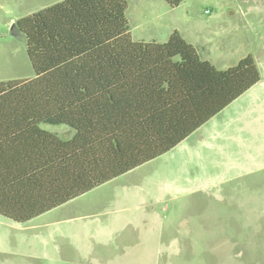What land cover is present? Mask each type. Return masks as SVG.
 Here are the masks:
<instances>
[{"label":"trees","instance_id":"trees-1","mask_svg":"<svg viewBox=\"0 0 264 264\" xmlns=\"http://www.w3.org/2000/svg\"><path fill=\"white\" fill-rule=\"evenodd\" d=\"M129 1L62 0L15 22L34 77L0 82L1 217L26 223L162 156L259 82L251 55L218 70L177 32L132 40Z\"/></svg>","mask_w":264,"mask_h":264},{"label":"crops","instance_id":"crops-1","mask_svg":"<svg viewBox=\"0 0 264 264\" xmlns=\"http://www.w3.org/2000/svg\"><path fill=\"white\" fill-rule=\"evenodd\" d=\"M133 2L137 13L152 11L143 17H133L132 13L128 19V6L126 19L132 40L164 43L177 32L199 56V48L205 53L202 60L217 68L218 61L211 57V51L194 41L200 19L175 13L182 3L170 8L158 0H130V4ZM177 148L180 157L169 169L137 180L118 181L128 173L120 176L89 192L111 186L108 193H97H107L104 200L84 201L60 218L54 250L57 260L81 264H176L182 250L175 247L192 250L215 243L213 237L225 226L221 218L226 208L209 205V200L228 197L230 194L225 196L219 191L230 183H236L238 190V195L232 196L236 201L233 215L241 211L264 214V188L257 196H245L248 200L244 202L239 194L242 182L264 177V76L260 74L258 83L172 151ZM158 183L164 187H157ZM183 260L188 264L187 257Z\"/></svg>","mask_w":264,"mask_h":264},{"label":"rangeland","instance_id":"rangeland-1","mask_svg":"<svg viewBox=\"0 0 264 264\" xmlns=\"http://www.w3.org/2000/svg\"><path fill=\"white\" fill-rule=\"evenodd\" d=\"M60 1L0 0V82L34 77L24 39L12 35L11 27L18 19ZM158 1L168 5L163 0ZM128 6V19L143 17L147 11H152L137 13L135 2L130 4L129 1ZM132 13L134 15L131 16ZM175 13L200 19L194 41L211 51V57L218 61L215 64L218 70H226L238 59L251 55L261 76H264V0H184ZM199 50L200 58L204 59L205 53ZM39 127L62 140L70 139L74 133L65 125L40 124ZM172 150L126 173L118 181L137 180L155 171L169 169L180 157L179 148ZM257 180L242 182V191L239 192L242 202L248 200L245 196H257L261 187L264 188V177ZM158 186L164 187L162 183ZM110 188L88 192L23 224L0 216V264H81L63 263L54 255L57 221L84 201L104 200ZM222 188L219 192L225 196L230 194L228 197L209 200V205L226 208L221 218L225 226L213 237L215 243L196 246L192 250L175 247L182 250L180 262L176 264H187L183 262L186 257L188 264H264V214L241 211L233 215L236 201L232 196L238 195L237 185L230 183ZM105 191L107 193L97 196V193ZM257 201L261 203L260 199Z\"/></svg>","mask_w":264,"mask_h":264},{"label":"flooded vegetation","instance_id":"flooded-vegetation-1","mask_svg":"<svg viewBox=\"0 0 264 264\" xmlns=\"http://www.w3.org/2000/svg\"><path fill=\"white\" fill-rule=\"evenodd\" d=\"M11 33H12V35H14L17 38L18 37L22 38V35H21L20 31L17 29V27L15 26V23L11 27Z\"/></svg>","mask_w":264,"mask_h":264}]
</instances>
